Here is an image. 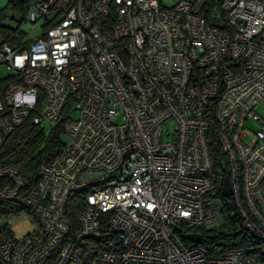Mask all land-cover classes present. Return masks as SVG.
I'll list each match as a JSON object with an SVG mask.
<instances>
[{
  "label": "built area",
  "instance_id": "obj_1",
  "mask_svg": "<svg viewBox=\"0 0 264 264\" xmlns=\"http://www.w3.org/2000/svg\"><path fill=\"white\" fill-rule=\"evenodd\" d=\"M219 2L224 29L189 0L30 4L31 39L0 49V149L28 119L62 122L68 142L34 186L0 169V203L14 208L0 264H264V0ZM229 209L244 247L211 256L194 230L218 229ZM17 219L32 225L23 238Z\"/></svg>",
  "mask_w": 264,
  "mask_h": 264
},
{
  "label": "trees",
  "instance_id": "obj_2",
  "mask_svg": "<svg viewBox=\"0 0 264 264\" xmlns=\"http://www.w3.org/2000/svg\"><path fill=\"white\" fill-rule=\"evenodd\" d=\"M35 0H11L0 10V49L4 45H9L18 50L23 48L29 40L27 35L6 25V20L11 14H17L23 23H26V16L29 6ZM218 2V4L215 3ZM219 0H203L200 12L203 17L213 25L225 28L226 15H218L221 19V25L214 20L216 12L218 14ZM218 20V19H217ZM216 23V24H214ZM45 27V26H44ZM5 81V80H4ZM63 123L60 122L54 126L42 125L34 126L30 119L18 127L10 136H8L2 148L0 149V169L6 166H16L22 173L28 183V186H34L37 183V171L43 158L53 152L59 151L63 146ZM209 146L215 167L219 171L227 172V158L223 154L221 146L215 135L210 136ZM7 181L0 179V187ZM78 206L69 209L67 217L72 226H77ZM14 211V208L4 203H0V218ZM240 220L237 213L229 209L224 214V220L221 226L215 230H194L202 236V246L210 251V255H216L228 249L244 247L243 234L239 231Z\"/></svg>",
  "mask_w": 264,
  "mask_h": 264
},
{
  "label": "rangeland",
  "instance_id": "obj_3",
  "mask_svg": "<svg viewBox=\"0 0 264 264\" xmlns=\"http://www.w3.org/2000/svg\"><path fill=\"white\" fill-rule=\"evenodd\" d=\"M180 1L182 0H162V4L165 8H173L175 7ZM191 2H197V4L200 6L203 3V0H189ZM220 14V11H218V15ZM6 25L14 28L19 29L22 33L27 35V40H30L32 35V28L31 24L29 23H23L21 21V18L17 14H11L9 18L6 20ZM44 25V22L39 23V28L35 31V34L38 36L41 34L42 30L41 27ZM11 75V71L7 69L6 66H0V82L8 79V77ZM259 114L264 117V109H260ZM75 118H77L78 114L75 113L73 115ZM63 142L67 143L68 138L67 136L63 137ZM32 231V225L29 222H25L22 219L15 220V224L13 227V233L17 238H23L27 234H29Z\"/></svg>",
  "mask_w": 264,
  "mask_h": 264
},
{
  "label": "water",
  "instance_id": "obj_4",
  "mask_svg": "<svg viewBox=\"0 0 264 264\" xmlns=\"http://www.w3.org/2000/svg\"><path fill=\"white\" fill-rule=\"evenodd\" d=\"M231 194H232V189H231L230 179L229 177H226L225 186H224V195L226 197H229ZM187 239L195 243H200L201 236L199 234H190L187 236Z\"/></svg>",
  "mask_w": 264,
  "mask_h": 264
},
{
  "label": "crops",
  "instance_id": "obj_5",
  "mask_svg": "<svg viewBox=\"0 0 264 264\" xmlns=\"http://www.w3.org/2000/svg\"><path fill=\"white\" fill-rule=\"evenodd\" d=\"M9 1L11 0H0V10H2L8 4Z\"/></svg>",
  "mask_w": 264,
  "mask_h": 264
}]
</instances>
